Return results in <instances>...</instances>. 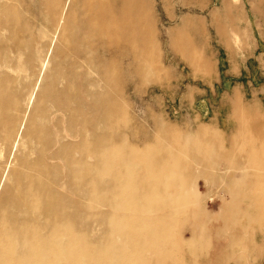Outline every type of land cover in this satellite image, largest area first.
<instances>
[{"label": "bare ground", "instance_id": "6f19581e", "mask_svg": "<svg viewBox=\"0 0 264 264\" xmlns=\"http://www.w3.org/2000/svg\"><path fill=\"white\" fill-rule=\"evenodd\" d=\"M40 6L55 31L41 44L17 6L0 0V141L18 150L0 199V264H221L227 253L245 254L252 242L243 222L264 226V114L236 102L239 122L228 132L200 127L190 136L164 126L151 147L114 143L127 114L126 74L142 71L144 41L154 37L151 7ZM11 56L30 66L23 90L4 69ZM38 57L48 60L45 71ZM91 221L106 225L91 235Z\"/></svg>", "mask_w": 264, "mask_h": 264}, {"label": "rangeland", "instance_id": "374dc122", "mask_svg": "<svg viewBox=\"0 0 264 264\" xmlns=\"http://www.w3.org/2000/svg\"><path fill=\"white\" fill-rule=\"evenodd\" d=\"M144 2L151 7L147 18L152 22L154 37L150 40L147 35L144 41L142 71L126 74L122 102L127 114L114 126L120 132L113 138L114 143L126 139L141 148L151 147L164 136V126L190 136H195L200 127L215 133L228 132L230 125L239 122L236 102L264 114V0ZM11 3L17 6L22 19L32 24L40 44L55 38V31L46 28L47 24L38 16L40 0H11ZM23 34L26 37L25 31ZM13 60L23 68L17 67ZM134 62L135 59H128L123 64ZM36 63L42 71L48 60L38 57ZM123 64L120 63V68ZM29 67L24 57L20 61L11 56L4 69L18 80L23 90ZM112 110L119 112L121 105L115 102ZM17 154V148L7 150L0 141V199L15 168ZM39 154L36 148L29 155L35 160ZM196 183L203 197L204 182L198 179ZM55 189L57 193L71 191L58 185ZM260 220L243 222L250 231L244 236L252 242L246 253H227L221 264H264V226L260 227ZM85 223L79 217L76 227L84 228ZM105 225L91 221L86 228L94 235Z\"/></svg>", "mask_w": 264, "mask_h": 264}, {"label": "crops", "instance_id": "0c3cea01", "mask_svg": "<svg viewBox=\"0 0 264 264\" xmlns=\"http://www.w3.org/2000/svg\"><path fill=\"white\" fill-rule=\"evenodd\" d=\"M232 72H233V70H232Z\"/></svg>", "mask_w": 264, "mask_h": 264}]
</instances>
